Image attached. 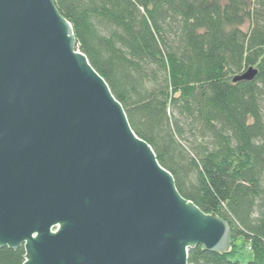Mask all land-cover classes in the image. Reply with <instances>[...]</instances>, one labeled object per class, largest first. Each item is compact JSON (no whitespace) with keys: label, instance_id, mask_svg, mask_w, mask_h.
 <instances>
[{"label":"water","instance_id":"1","mask_svg":"<svg viewBox=\"0 0 264 264\" xmlns=\"http://www.w3.org/2000/svg\"><path fill=\"white\" fill-rule=\"evenodd\" d=\"M231 240L134 132L55 0H0V248L25 247L23 264H189Z\"/></svg>","mask_w":264,"mask_h":264},{"label":"trees","instance_id":"2","mask_svg":"<svg viewBox=\"0 0 264 264\" xmlns=\"http://www.w3.org/2000/svg\"><path fill=\"white\" fill-rule=\"evenodd\" d=\"M55 4L181 195L231 226L229 251L197 245L189 264H264V0Z\"/></svg>","mask_w":264,"mask_h":264},{"label":"rangeland","instance_id":"3","mask_svg":"<svg viewBox=\"0 0 264 264\" xmlns=\"http://www.w3.org/2000/svg\"><path fill=\"white\" fill-rule=\"evenodd\" d=\"M248 251V250H247Z\"/></svg>","mask_w":264,"mask_h":264}]
</instances>
